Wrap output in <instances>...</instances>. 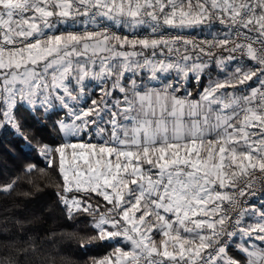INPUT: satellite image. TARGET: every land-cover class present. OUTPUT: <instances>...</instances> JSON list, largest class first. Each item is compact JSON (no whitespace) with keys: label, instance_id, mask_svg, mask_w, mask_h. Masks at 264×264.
<instances>
[{"label":"snow or ice","instance_id":"obj_1","mask_svg":"<svg viewBox=\"0 0 264 264\" xmlns=\"http://www.w3.org/2000/svg\"><path fill=\"white\" fill-rule=\"evenodd\" d=\"M21 111L55 135L0 192L53 176L89 264H264V0H0V129ZM17 223L0 264H76Z\"/></svg>","mask_w":264,"mask_h":264},{"label":"trees","instance_id":"obj_2","mask_svg":"<svg viewBox=\"0 0 264 264\" xmlns=\"http://www.w3.org/2000/svg\"><path fill=\"white\" fill-rule=\"evenodd\" d=\"M212 75H217L215 65H212ZM204 83H207V79ZM192 86L195 88L194 82ZM19 116L21 135H17L11 128L0 129V186L22 176L23 169L29 164H34L37 169L43 168L45 162L37 154L35 145L38 141L46 143L55 135L51 127L55 116L45 119L42 112L33 114L28 111H21ZM33 177L38 187L33 188L25 183L23 190L31 191L27 197L17 195L19 188L11 195L0 192V225H3L7 218V228L13 233H18L20 225L17 221L25 222L28 233L45 240V249L70 256L76 264H89L90 257L99 258L112 250L106 242H97L87 248H81L80 238L95 234L84 227L91 218L84 217L75 223L67 220L55 195L54 177H41L38 171L33 173ZM29 221L31 223H28Z\"/></svg>","mask_w":264,"mask_h":264},{"label":"built area","instance_id":"obj_3","mask_svg":"<svg viewBox=\"0 0 264 264\" xmlns=\"http://www.w3.org/2000/svg\"><path fill=\"white\" fill-rule=\"evenodd\" d=\"M193 36L201 37V36H203V33H199V32L194 31ZM213 65H215V64H213ZM254 199H256V198L254 197L253 200Z\"/></svg>","mask_w":264,"mask_h":264},{"label":"crops","instance_id":"obj_4","mask_svg":"<svg viewBox=\"0 0 264 264\" xmlns=\"http://www.w3.org/2000/svg\"><path fill=\"white\" fill-rule=\"evenodd\" d=\"M255 203H256L257 205H259L260 200L257 198Z\"/></svg>","mask_w":264,"mask_h":264},{"label":"rangeland","instance_id":"obj_5","mask_svg":"<svg viewBox=\"0 0 264 264\" xmlns=\"http://www.w3.org/2000/svg\"><path fill=\"white\" fill-rule=\"evenodd\" d=\"M85 139H87V137H85Z\"/></svg>","mask_w":264,"mask_h":264}]
</instances>
